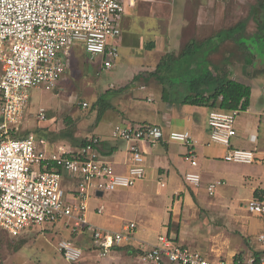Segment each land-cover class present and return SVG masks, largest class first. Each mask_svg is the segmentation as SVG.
Wrapping results in <instances>:
<instances>
[{
	"label": "built area",
	"instance_id": "1",
	"mask_svg": "<svg viewBox=\"0 0 264 264\" xmlns=\"http://www.w3.org/2000/svg\"><path fill=\"white\" fill-rule=\"evenodd\" d=\"M126 2L134 5V0H0V227L12 236L31 225L67 219L70 226L73 220L72 233L89 231L93 247L105 257L112 249L129 244L137 225L130 222L123 231L94 225L89 221L90 201L98 191L105 194L129 189L146 177L141 143L165 139L186 144L189 149L183 158L197 165L193 135L179 130L166 133L158 124L114 126L111 137L130 143L131 163L125 173L118 172L101 155L99 135L87 136L76 149L63 145L51 148L48 140L36 133L24 138L11 136L29 106V89L56 88L68 67L65 58L77 41H84L83 48L92 59L101 55L103 67L113 68L120 55L118 43L123 33L119 22ZM239 112L210 111V143L228 148L226 161L251 164L256 159L254 150L231 147ZM38 118L46 120L45 109L39 111ZM185 179L195 185L202 183L201 174L195 170L188 171ZM221 184V180L210 183L209 194ZM247 209L264 215V201L251 199ZM103 211V206L98 207V213ZM176 238L160 234L157 243L141 249L137 264H264V256L259 261L253 255L239 260L214 258L180 244ZM259 240L264 242V234ZM59 251L72 263L84 255L83 249L68 238L59 242Z\"/></svg>",
	"mask_w": 264,
	"mask_h": 264
},
{
	"label": "rangeland",
	"instance_id": "2",
	"mask_svg": "<svg viewBox=\"0 0 264 264\" xmlns=\"http://www.w3.org/2000/svg\"><path fill=\"white\" fill-rule=\"evenodd\" d=\"M189 1V7L185 5L186 9H183L184 6L181 8L183 0H146L144 5L137 2V5L132 7L126 2L125 12L119 22L124 37L118 43L120 55L113 68H104L102 56L96 55L92 59L83 48L84 41H77L70 56L65 58L68 61V67L62 74L58 86L51 90L44 87L29 89L30 103L19 128L42 135L55 141L57 145L70 148L72 137L87 133L93 128L96 130L97 126L107 132L109 122H122L124 116L151 121L157 114H165L164 109L160 111L158 108L162 104V90L158 91V89L163 87V83L157 78V74L152 75L161 57L172 52L178 54L187 40H205L215 36L214 40L205 43L204 53L207 54L211 46L217 45L229 35L227 29L241 21L246 24V28L241 33H237V37L242 36V38L237 41L230 36L224 43L219 44L215 52L211 53L210 60L203 59L202 65H199L202 67L200 70L194 69L198 64L197 59L186 58L180 62L178 72L176 71L173 75L176 80L178 79L177 82H180L176 89L181 93H173L174 98L184 96L188 92L186 89L188 80L200 74L202 69L209 68L212 62L220 65L227 64L228 67L234 68L237 77H244V74H248L252 69L249 59H254L257 55L264 60V40H257L258 38L254 36L259 20V16L255 15L258 0ZM197 4H203V17L207 22L198 32L192 30L180 32V29H183V27L180 28L182 16L196 10ZM162 31L166 34L164 39H162L161 33L164 34ZM129 39H131L130 42ZM150 41H154L155 46L158 43L157 47L147 48L146 44ZM229 54L231 56L228 57ZM190 66L192 67L189 68ZM1 74L0 64V76ZM255 74L260 78L262 74L264 76V71L255 72ZM263 81L260 80V82ZM140 84L145 87H141ZM182 89L186 90V93ZM168 95L171 96L172 92ZM99 96L102 97L104 106L111 107L104 109L101 105H96L95 102ZM130 100L132 104L138 105L136 109L133 110L128 106ZM84 102L88 105L85 106ZM118 102L119 105L121 104L120 107ZM42 108L46 111V120L38 118ZM117 110L122 113L120 114ZM125 121L127 124L131 122ZM35 129L37 131H34ZM83 138L80 136L77 139V147L81 146ZM209 144L212 145L211 147L217 145L210 143V139ZM238 167L239 171L251 173L254 178L256 176L255 180H263V162ZM223 170H227V166L223 164H218L215 168V171ZM153 178L151 176L149 181L150 199L140 200L139 202L142 203L137 204L138 209L130 214L111 219L108 216L106 196L93 200V203L103 204V213H97L96 209L89 210V220L101 228L123 231L125 225L130 222L136 223L137 227L130 240L132 246L130 249L124 246L125 254L119 261L120 264H136L137 255L142 248L157 243L159 234L168 233L170 221L173 223L171 232L174 236L177 235V225L180 226V232L182 230L178 235L180 244L198 249L205 254L215 251L220 256L230 259L229 257L239 252L243 253V257L249 258L251 253L264 251V242L259 240V236L264 234V219L256 226H248L255 223V220L245 217L243 219L246 222L240 223L235 218H227L213 211H208L211 214L209 216L206 207L205 209L202 207L205 205L199 204L196 199L194 203L187 201V204H183L180 217L177 212L172 215L170 210L174 200H180L184 194L179 192L174 195L179 187L170 178L158 179V181L167 182L163 188L156 187L158 181H154ZM66 186L64 184V187ZM226 190H229L231 196H239L235 194L236 192L233 193L230 187L222 186L212 200L216 198L215 201H217L219 196L223 198V192ZM73 199L72 197V202ZM229 203L231 205L228 212L231 214L238 209V206L244 210L246 205L248 208L245 200L237 203L234 201L233 204L231 200ZM66 220L31 225L18 236H11L0 228V264H107L109 261L113 262L110 257L97 258L93 261L87 259V256L78 263L68 261L59 251V242L62 239H71L84 249L83 251L87 249L90 241L79 243L77 234L72 233L73 220L69 221L70 226ZM212 247L215 250H211ZM96 251L98 252L97 249ZM210 256L217 258L214 253Z\"/></svg>",
	"mask_w": 264,
	"mask_h": 264
},
{
	"label": "crops",
	"instance_id": "3",
	"mask_svg": "<svg viewBox=\"0 0 264 264\" xmlns=\"http://www.w3.org/2000/svg\"><path fill=\"white\" fill-rule=\"evenodd\" d=\"M137 2H139V4L141 5H144L146 0H134L133 6H136ZM189 2H190L189 0H183L181 8L183 6H184L183 9H186L185 8L186 6L189 7ZM202 5L197 4L196 10H194L192 13H185L182 16L183 21L182 24L180 25V28L183 27V29H180V32L186 30L188 31L192 30L198 32L200 28L203 26V24L207 22L206 20H204L203 17L204 9ZM192 18L194 19L192 20ZM161 35H162V39H164V36L166 34L164 32V34L161 33ZM130 40L131 39H129V42ZM188 42L189 40L186 41V43ZM157 44L158 43H156L155 47H157ZM216 48L217 46L214 48L213 52H215ZM204 56L205 53L201 52L200 59H197L198 64H196L195 66L197 71L200 68L199 65H202L201 63L203 62ZM229 56L231 55L229 54L228 57ZM248 62L249 65L252 66V69L249 70L248 74H244V77H237L235 75L236 72H234L233 67H228L227 71L230 74H232L233 78L249 84L252 88L250 107L245 111H240L236 117L237 135L232 139L231 147H239V148L254 150V152L256 153V159L253 163L244 164V163L226 161L224 157L228 152V148L225 146H222L221 148L216 147V146H221L218 144L213 145L215 147H211L212 145L209 144L210 128L208 125V116L212 109L207 106L179 103L180 101L177 100L179 98H174L175 94H173L175 92L181 93L180 90L178 91L176 89L177 86L169 90L170 91L169 93L172 92V95L171 96L169 95L168 98H165L164 88L161 87L158 89V91L162 90V96H161L162 104H160V107L158 108L160 109V111L164 109L165 114L162 115L156 113L157 115L151 121L145 119H140V120L132 119L131 118L132 116L125 117L124 116L125 114H122L124 116L123 117L124 120H122V122H109V128L107 132H105L104 129H101L97 126L96 130L93 128L87 133H81L79 135L72 137V149L77 148V143H78L77 139L80 136L85 138L89 135H99L102 137V143L100 146L101 155L104 156V158L110 160L118 172L125 173L127 172L131 163V159H130L131 155L129 151L130 143L123 140L113 139L111 137V131H112L111 129H113L114 126L117 124L138 125L142 123H151L162 126L166 133L172 130L189 131L196 140V144L194 145L193 149L195 156L194 158L197 161V165L193 166L191 164V160H186L183 158L184 154L189 149V147L186 144L171 142L165 139L160 140L157 143H152L150 141L145 140L141 143V146L144 150V156H145L146 177L142 181H140L141 183L138 182L132 188L120 189L93 197L90 201V209L91 210L96 209L97 211L98 207L103 206V204L93 203V200L96 198L102 199L106 196L108 202L107 206L109 210L108 216L111 219L118 218L123 214H130V212L138 209L139 206L137 207V204L139 205L140 203H142L139 202L140 200L144 198L150 199L151 194L149 192V188H150L149 181H150V177L153 176L154 181L155 180L158 181V179L160 178H165L166 180L167 178H170L179 187L175 191L174 195H176L179 192H182L184 194L182 195L183 198L181 197L180 200L177 199L174 200L173 207L170 210L172 215H174L177 212L180 217L182 212L181 208L183 204L184 205L185 203L187 204V201H190L191 203L196 199L198 200L199 204L205 205L202 207L204 209L206 207L207 213L208 211L219 212L220 214H223V216H227V218L230 217L237 219L238 222L240 223L246 222V220L243 219L245 217L247 218L250 217L251 219L255 220L256 224L253 223L248 226H254V225L256 226L259 223H261V221L264 219V215L250 213L247 209V205H246V210L238 206V209L234 213L231 214V212H228L230 210V205H231L229 201L232 200V204L234 201H236L237 203L240 202V200H245L248 203L249 200L254 199V191L256 189L258 188L264 189V175H263V180L257 181L255 180L256 176L254 178L253 174L251 173L239 171V167H238L242 165H254V164L257 165L258 163L261 162L264 163V81L260 82V80H264V76L262 74V77L259 78L255 74V72L262 73V71H264V60H262L261 58H259V56L256 55L254 59H249ZM231 63L233 64V62ZM140 86L145 87V85L143 84H140ZM182 91L186 93V90L182 89ZM128 104H129L128 106L133 110L138 107V105L132 104L131 100L129 101ZM118 109H122V108H118ZM117 111L120 114L122 113V111L119 110ZM125 120H130L131 122L127 124L126 123L127 121ZM46 139L48 140V143L51 148H55L57 146V143L55 141L49 140L48 138ZM218 164H223V166H227V170L215 171V168ZM191 170H195L201 174L202 183L200 185H195L186 181L185 175L188 171ZM73 179L74 178L72 177V181ZM218 180H221L222 184L217 187L216 192L213 195H210L207 187L209 186L210 183ZM162 182L165 183V181L162 180L158 181L156 187L163 188L161 186ZM166 185L167 182L165 183V186ZM222 186H224V188L230 187L232 189V192L233 193L236 192L235 194H239V196H231L229 195L228 192L229 190H226L223 192V198H221L218 195L219 197L217 201H215L216 198L212 200L213 197L217 196V190ZM143 202H145V200ZM208 215L211 216V214L209 213ZM168 230H169V226H168ZM212 231H215V229H212ZM76 237L79 243L86 242L88 240L90 241V244L88 245L87 249L84 251L85 253L83 255V257L87 256V259L96 261L97 258L102 259V258L110 257V259H112L113 262H115L116 264H120L119 261L123 259L122 258L123 254H125L124 246L116 247L112 249L107 256L102 257L93 247L92 234L89 231L87 230L80 231V233H77ZM129 245L131 244L129 243ZM211 250H215V248L212 247ZM129 253H131V251H129ZM211 253H214L215 257L217 258L222 257L220 256V254L215 253V251H211ZM211 253H209V255H211ZM139 254L140 252L137 255L138 261H139ZM249 255L252 256L253 253ZM233 257H235V255L229 258L232 259ZM109 262L107 264H115L113 262L110 263ZM75 263H78V261Z\"/></svg>",
	"mask_w": 264,
	"mask_h": 264
},
{
	"label": "trees",
	"instance_id": "4",
	"mask_svg": "<svg viewBox=\"0 0 264 264\" xmlns=\"http://www.w3.org/2000/svg\"><path fill=\"white\" fill-rule=\"evenodd\" d=\"M256 7L257 11L255 12V15H257V17L259 16V20L257 23V31L255 32L254 36L258 38L257 40H264V0H258V4ZM260 10H262V12ZM245 28L246 24L241 21L240 23H237L236 25L227 29L229 35L227 37H224L220 42H218L217 45L211 46L209 52L205 54L204 58H209L210 60V56L214 48L216 46L218 47L219 44L224 43V41L228 40L230 36L234 37V39L237 41L238 39H241L242 36L237 37V33H241L243 30H245ZM214 39L215 36L209 37L205 40L190 39V41L186 43V45L180 50L178 54L172 52V54L167 53L161 57L160 61L157 64V67L152 72V75L157 74V78L162 80L161 82L163 83L165 98L169 97V90L180 85V82H177L178 79L176 80L175 75H173L176 71L178 72L180 62L186 58H190V60L200 59L201 52H204V50H206L205 43ZM151 47H155L154 41L147 44V48ZM191 67L192 66H190L189 68ZM201 68L202 67L200 66L199 70ZM227 68V64L220 65L212 62L209 68L207 67L205 69H202L200 74L195 75L188 80L187 87L185 86L188 92L184 96H179L178 101L183 104L207 106L211 109H239L240 111L247 110L251 105L252 88L249 84L233 78L232 74L227 71ZM194 69L196 68L194 67ZM102 102L103 99L101 96H99L95 104L101 105V107H103L104 109L111 107L104 106ZM34 131H37V129H35ZM29 134H31V131L22 130L21 128H14V130L11 131V136L13 138H24ZM86 138L87 137L82 139L81 145L86 142ZM254 199L264 201V189H256L254 191ZM172 227L173 223L172 221H170L168 234H171ZM179 228L180 226L177 225V241L179 240L178 235H180ZM7 233L10 234L9 232ZM126 248L130 249L131 245L127 244ZM253 256L255 258V261H259L261 256H264V251L254 252ZM234 258L235 260L243 259V253H237Z\"/></svg>",
	"mask_w": 264,
	"mask_h": 264
},
{
	"label": "water",
	"instance_id": "5",
	"mask_svg": "<svg viewBox=\"0 0 264 264\" xmlns=\"http://www.w3.org/2000/svg\"><path fill=\"white\" fill-rule=\"evenodd\" d=\"M97 195H103V192L102 191H98Z\"/></svg>",
	"mask_w": 264,
	"mask_h": 264
}]
</instances>
